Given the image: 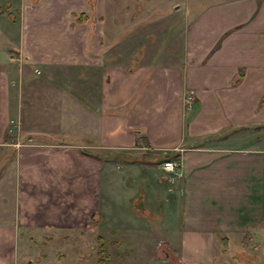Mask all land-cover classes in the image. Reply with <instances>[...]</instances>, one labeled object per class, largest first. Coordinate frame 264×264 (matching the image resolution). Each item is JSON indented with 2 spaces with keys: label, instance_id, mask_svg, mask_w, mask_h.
I'll return each mask as SVG.
<instances>
[{
  "label": "crops",
  "instance_id": "crops-1",
  "mask_svg": "<svg viewBox=\"0 0 264 264\" xmlns=\"http://www.w3.org/2000/svg\"><path fill=\"white\" fill-rule=\"evenodd\" d=\"M190 20L182 56L150 71L113 65L102 82L60 60L48 18L33 29L42 52L23 55L19 39L0 52V264H69L84 253L53 240L83 241L104 196L119 218L133 211L112 197L129 205L147 190L178 209L169 231L190 236L195 258L218 242L225 251L230 235L254 247L244 264H264V0L211 1ZM155 175L156 188L135 192Z\"/></svg>",
  "mask_w": 264,
  "mask_h": 264
},
{
  "label": "rangeland",
  "instance_id": "rangeland-1",
  "mask_svg": "<svg viewBox=\"0 0 264 264\" xmlns=\"http://www.w3.org/2000/svg\"><path fill=\"white\" fill-rule=\"evenodd\" d=\"M41 1L0 0V47H3L0 49L1 55H8L7 46L18 51L17 43L13 44L18 39L24 45L20 46L23 55L24 51L32 56L36 55L37 50L42 52L37 44L41 40L38 39L39 35L35 36L33 29L35 25L41 24L40 20L48 18L55 27L54 43L59 46L64 44L65 47L62 50L64 53L57 49L61 51L60 60L88 67L93 81L99 79L102 82L106 79L105 71L113 65L124 68L127 64L133 67L137 63H143L150 71L154 65L166 64L182 56L183 35L193 22L190 19L199 8L217 0ZM19 9L26 16L21 22V33L19 32L17 39L15 31L17 32L16 28H19V20L15 22L13 16H17ZM37 11L42 15L31 18ZM82 11L89 14V19L75 22L72 12ZM72 18L76 24L72 23ZM40 39L42 42L46 41V38ZM51 39L53 40L52 34L48 35V42H51ZM11 51L15 53V50ZM132 152L135 153L134 157H137V160L133 161L140 165L142 161L139 159L142 157L140 150L134 149ZM148 160L149 164L153 162L159 166L162 156L156 155V158ZM122 163L119 165L123 166ZM156 170L159 173L161 168L157 167ZM156 175L148 180L143 178L138 184L134 183L132 186L135 192L138 191V185L140 190L143 188L146 190L147 187L156 188ZM142 197L134 195L129 205L128 197L124 194L119 198L112 197L114 202L118 199L125 200L124 205L130 206L133 211L122 208L121 217L118 218L110 213L109 200L104 196L99 224L81 235L83 241L77 240L75 235H67L53 240L52 245L57 247L62 243L68 252L82 250L84 256H78L77 260L70 257L69 264H244V261L250 263L255 261V257L252 258L248 253L253 252L254 247L250 245L247 252L240 247V240L230 235L227 236L228 247L225 251L219 249L222 244L218 242L214 249V257H210L212 251L210 245L203 248V256L195 258L190 252V236H180L176 231H169L173 230L172 220L176 219L178 209L175 206L170 208L168 201L160 200L156 203L155 195L148 190L144 198ZM167 209L171 215L165 219L163 215ZM99 234L102 235L108 256L99 252L96 237ZM182 238H185L184 249H180ZM207 241L211 244V240L207 238Z\"/></svg>",
  "mask_w": 264,
  "mask_h": 264
},
{
  "label": "trees",
  "instance_id": "trees-1",
  "mask_svg": "<svg viewBox=\"0 0 264 264\" xmlns=\"http://www.w3.org/2000/svg\"><path fill=\"white\" fill-rule=\"evenodd\" d=\"M72 15L74 17L75 22H84V21L89 19V14L87 12H83V11L82 12H78V13L72 12ZM96 237H97V240H98L99 252H101L104 256H108V253L106 252L107 249L105 247V243L102 240V235L99 234ZM102 259L103 258H101V260Z\"/></svg>",
  "mask_w": 264,
  "mask_h": 264
},
{
  "label": "built area",
  "instance_id": "built-area-1",
  "mask_svg": "<svg viewBox=\"0 0 264 264\" xmlns=\"http://www.w3.org/2000/svg\"><path fill=\"white\" fill-rule=\"evenodd\" d=\"M191 93H192V92L189 93V96H190V97L192 96ZM14 130H15L14 127H10V128H9V131H14ZM162 165H163V168H164L166 171H174L175 169L178 168V164H177V162H175V161H173V160H171V159H168V160L163 161V164H162Z\"/></svg>",
  "mask_w": 264,
  "mask_h": 264
},
{
  "label": "flooded vegetation",
  "instance_id": "flooded-vegetation-1",
  "mask_svg": "<svg viewBox=\"0 0 264 264\" xmlns=\"http://www.w3.org/2000/svg\"><path fill=\"white\" fill-rule=\"evenodd\" d=\"M139 203V202H138Z\"/></svg>",
  "mask_w": 264,
  "mask_h": 264
}]
</instances>
